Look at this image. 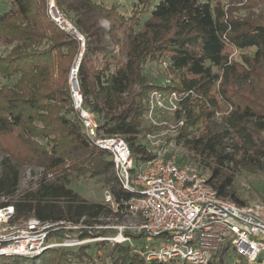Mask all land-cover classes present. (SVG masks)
Returning a JSON list of instances; mask_svg holds the SVG:
<instances>
[{
    "label": "trees",
    "instance_id": "16d2710c",
    "mask_svg": "<svg viewBox=\"0 0 264 264\" xmlns=\"http://www.w3.org/2000/svg\"><path fill=\"white\" fill-rule=\"evenodd\" d=\"M7 1L0 14V152H6L0 159V197L9 199L0 208L13 205L17 220L83 219L94 225L113 210L71 188L82 176L102 178L120 204L117 213H125L124 202L133 193L122 188L110 153L85 133L73 107L68 72L80 52L84 105L100 135L122 136L136 161L153 157L143 141L151 131L144 118L147 99L155 89L175 91L182 99L172 115L183 124L174 139L211 170L208 182L219 196L245 204L233 189L236 174L249 165L264 170V102L257 97L264 83L256 81L264 61V0H129L127 14L107 0H56L84 37V47L49 17L47 0ZM103 18L109 27L101 25ZM233 48L240 51L237 57H230ZM245 49H254V55L242 53ZM153 62L165 64L166 83L148 72ZM218 95L232 105L220 124L213 120L222 105ZM233 137L234 146L244 150L240 160L226 151ZM23 164L42 167L44 176L36 188L18 194ZM96 231L84 230L82 236ZM104 244L51 247L36 257L0 256L7 258L0 264H95L97 251L86 252ZM103 259L108 261L101 264H166L146 261L129 244L110 247Z\"/></svg>",
    "mask_w": 264,
    "mask_h": 264
},
{
    "label": "built area",
    "instance_id": "2783aa9c",
    "mask_svg": "<svg viewBox=\"0 0 264 264\" xmlns=\"http://www.w3.org/2000/svg\"><path fill=\"white\" fill-rule=\"evenodd\" d=\"M47 14L62 29L75 35L85 46L84 37L58 8L56 0H47ZM83 52L71 73L70 92L74 110L85 133L100 148L110 153L115 176L123 189L133 193L125 201L131 226L159 244L145 245L147 259L166 264H218L221 259L231 264H264V200L238 204L222 198L208 182V176L190 163L180 164L170 151L146 135L148 152L153 157L136 161L128 142L120 135L102 136L95 116L84 105L79 83ZM181 95L175 91L155 89L147 99L144 114L150 127L160 126L163 115L173 114ZM183 124V120L178 122ZM176 130V128H174ZM113 211L120 204L106 191L104 201ZM80 221H44L36 217L16 219L13 205L0 208V256L36 257L56 246L71 247L89 239L66 238L53 243L55 231L68 233L78 229ZM128 226L109 240L123 242Z\"/></svg>",
    "mask_w": 264,
    "mask_h": 264
},
{
    "label": "rangeland",
    "instance_id": "374dc122",
    "mask_svg": "<svg viewBox=\"0 0 264 264\" xmlns=\"http://www.w3.org/2000/svg\"><path fill=\"white\" fill-rule=\"evenodd\" d=\"M213 2V0H210ZM108 5L115 4L120 12L123 13H129L131 10V3L129 0H110L106 1ZM8 1L7 0H0V14H2L5 10L8 9ZM101 25L104 27H109V21L105 18L100 20ZM83 51V50H82ZM231 56L230 57H237L240 54V51L233 48L230 49ZM249 52L251 56L254 55L255 50L254 49H245L242 50V53ZM81 53V52H80ZM80 53H78L70 67V70L68 72V85L70 89V79H71V73L73 68L75 67V64L77 63V60L79 59ZM165 68V64L162 62H153L149 63L147 66V70L156 82L160 83H166L167 80H165V75L163 74ZM258 73L259 77L256 78V81L263 82L264 83V61L259 65L258 67ZM79 78V77H78ZM218 87L221 85V81H218L217 83ZM261 89L258 91V100L261 102H264V85L260 84ZM196 94H194L195 97ZM218 98L221 100V109L217 110L215 113V116L213 120L220 124L223 121V118L228 116L230 111H232V105L231 103L227 101H223L221 96L218 95ZM77 113V112H76ZM164 122L157 127L151 126V131L155 134V139L161 143L164 147H166L171 153L170 155H174L177 159H181L184 161V163H190L194 165L201 173H204L208 177L211 175V170L209 168L203 169L199 163H200V157H197L194 153L189 152L182 143H179L177 140L174 139L176 135V130L174 128H177L179 126L178 122L176 121V118L170 114L167 113L166 115H163ZM148 126H150L148 124ZM146 137L143 139V141L146 143ZM14 142V141H13ZM226 151L227 152H233V155L240 160L243 157V153L241 150V144H237L238 146L235 147V143H237V139L233 137V139L226 140ZM148 145V144H147ZM230 145V146H229ZM5 149L8 150V147L5 146ZM4 151V150H3ZM6 152H0V159L5 155ZM250 155H253L252 152H249ZM210 161V159L208 160ZM248 161H250L248 159ZM44 176L42 167L33 165V164H23L21 166V178H20V185L18 194L23 193L27 190H31L37 187V182ZM49 177L51 175H48ZM71 188H73L76 192L80 194L81 197L87 199L90 202H103L104 201V195L107 191V186L105 185L102 178L94 177L90 179H83L82 176L80 178H76L73 180ZM233 189L237 193V196L244 201L245 204L253 203L258 200H264V170L260 167L249 165L246 167H241L239 172L236 174L235 177V184ZM8 197H0V202L8 200ZM118 211H113L111 214L104 216L102 215L99 218V223H95L94 225H89L88 223H84L83 219L80 220V224L78 229H73L69 231L68 233H65V236L63 237H57L52 236L51 242L53 243H61L64 242V239L66 238H78L79 240H85L89 239L88 242H82V244H79L77 246H71V247H64V246H56L61 247L63 249H77L79 246H93L96 243L100 242H108V244L104 245H98V247L101 249H89L86 253H91L92 255H95V251H97L99 257H97L98 261L95 262V264H101L102 261H108L103 259V255L106 253V251L110 247H114L117 244H129L132 248H134V251L139 254L141 257H143L146 261H154V259H147V254L145 252L146 247L145 245L152 246L153 244H159L160 238H151L144 235L140 236L141 232H138L135 227H129L131 226V219L126 215L125 213H117ZM126 225L128 226L126 229V235H128V239L123 242H117L113 240H109L111 237H116L119 234V227ZM84 230H97L95 235L89 234L86 236H82V233ZM60 231V230H59ZM56 232V231H55ZM54 232V233H55ZM53 233V234H54ZM100 235V236H97ZM96 259V256H94ZM17 261H21V258H16ZM3 261H7V258L0 257V263ZM157 261V260H155ZM98 262V263H97ZM91 260H88L87 264H91ZM245 264V263H241Z\"/></svg>",
    "mask_w": 264,
    "mask_h": 264
}]
</instances>
